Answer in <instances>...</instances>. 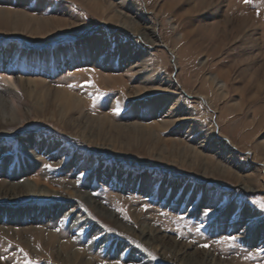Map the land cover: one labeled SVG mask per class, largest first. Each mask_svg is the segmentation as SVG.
Listing matches in <instances>:
<instances>
[{"label":"rangeland","instance_id":"obj_1","mask_svg":"<svg viewBox=\"0 0 264 264\" xmlns=\"http://www.w3.org/2000/svg\"><path fill=\"white\" fill-rule=\"evenodd\" d=\"M100 3L0 0V264H264V0Z\"/></svg>","mask_w":264,"mask_h":264},{"label":"bare ground","instance_id":"obj_2","mask_svg":"<svg viewBox=\"0 0 264 264\" xmlns=\"http://www.w3.org/2000/svg\"><path fill=\"white\" fill-rule=\"evenodd\" d=\"M97 1V5H102L100 3L101 0H96ZM105 1V0H104ZM131 0H121V2H130ZM150 1V0H149ZM103 2V1H102ZM134 3V1H133ZM106 4V3H105ZM104 4V5H105ZM148 4V3H147ZM129 5V4H127ZM99 6V7H100ZM104 7V6H102ZM110 7V6H109ZM124 7V6H123ZM156 7V6H155ZM99 9V8H98ZM101 9V8H100ZM107 9V8H106ZM114 10V9H113ZM148 10V9H147ZM153 11H155V9H152ZM149 11H150V8H149ZM125 11L123 12L121 9H115L114 11V17H116L118 20H124V25L126 26H130L131 28H133L138 34H142L147 40L151 41L154 45L158 46L160 45V42L158 40V37H154V35L151 34V31H150V25L148 26L146 23L145 24H139L138 21H136V19L134 17H130V15H125ZM150 13V12H149ZM153 13V12H152ZM159 13V12H158ZM140 13H136V15H139ZM113 18V17H112ZM115 18V19H116ZM41 29V28H40ZM153 29V28H152ZM135 32V33H136ZM154 34V33H153ZM157 38V39H156ZM163 43V42H162ZM173 51V50H172ZM177 55V54H176ZM180 56V55H179ZM5 80L11 82L16 88H18L19 86H17V83L15 81H13L12 77L11 76H8V75H5ZM254 152H258V150L256 149V147H254ZM253 150V149H252ZM251 179V178H250ZM248 187H246L248 190H251L250 189V185H247ZM153 233V232H152ZM142 234L143 235H146L147 234V237H150L152 234H148L146 231H142ZM152 240V239H151ZM206 256V255H205ZM209 256V255H208ZM193 261H197V262H202L203 264H214L213 262L210 263L208 262V258L204 257V258H199V257H195L193 259ZM185 262H191V260H185ZM208 262V263H207Z\"/></svg>","mask_w":264,"mask_h":264},{"label":"snow or ice","instance_id":"obj_3","mask_svg":"<svg viewBox=\"0 0 264 264\" xmlns=\"http://www.w3.org/2000/svg\"><path fill=\"white\" fill-rule=\"evenodd\" d=\"M246 2H247V0H246ZM88 83H91V82L89 81ZM116 111L118 112L119 109H117ZM49 167H50V165H49ZM260 207L264 208V202L260 203ZM202 247H209V245L205 244V245H202ZM25 255H27V254L25 253ZM153 258H155V257H153ZM0 259H5V257H0ZM29 264H35V262L30 261Z\"/></svg>","mask_w":264,"mask_h":264}]
</instances>
